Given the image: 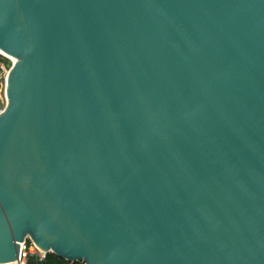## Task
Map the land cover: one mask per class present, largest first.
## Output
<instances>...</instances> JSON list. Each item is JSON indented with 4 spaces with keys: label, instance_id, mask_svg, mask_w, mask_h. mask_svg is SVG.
<instances>
[{
    "label": "water",
    "instance_id": "1",
    "mask_svg": "<svg viewBox=\"0 0 264 264\" xmlns=\"http://www.w3.org/2000/svg\"><path fill=\"white\" fill-rule=\"evenodd\" d=\"M0 264H264V0H0Z\"/></svg>",
    "mask_w": 264,
    "mask_h": 264
},
{
    "label": "built area",
    "instance_id": "2",
    "mask_svg": "<svg viewBox=\"0 0 264 264\" xmlns=\"http://www.w3.org/2000/svg\"><path fill=\"white\" fill-rule=\"evenodd\" d=\"M5 89H6V84L3 86L2 94L0 95V114L4 111L7 105V96ZM46 255L47 253L44 250L35 246L30 240H25L20 243L19 252L16 261L12 263H3V264H27L30 256H34L38 260H44Z\"/></svg>",
    "mask_w": 264,
    "mask_h": 264
},
{
    "label": "rangeland",
    "instance_id": "3",
    "mask_svg": "<svg viewBox=\"0 0 264 264\" xmlns=\"http://www.w3.org/2000/svg\"><path fill=\"white\" fill-rule=\"evenodd\" d=\"M12 66V62L9 58L0 54V95L2 94V88L6 84L5 78L7 73Z\"/></svg>",
    "mask_w": 264,
    "mask_h": 264
},
{
    "label": "trees",
    "instance_id": "4",
    "mask_svg": "<svg viewBox=\"0 0 264 264\" xmlns=\"http://www.w3.org/2000/svg\"><path fill=\"white\" fill-rule=\"evenodd\" d=\"M27 264H70V263H65L59 260L54 255L47 253L44 260H38L36 257L30 256ZM73 264H82V263H73Z\"/></svg>",
    "mask_w": 264,
    "mask_h": 264
},
{
    "label": "bare ground",
    "instance_id": "5",
    "mask_svg": "<svg viewBox=\"0 0 264 264\" xmlns=\"http://www.w3.org/2000/svg\"><path fill=\"white\" fill-rule=\"evenodd\" d=\"M0 54L3 55V56H5V57H7V58H9V59L11 60L12 63H15V62L17 61L16 58H14L13 56H11V55L5 53V52L2 51L1 49H0Z\"/></svg>",
    "mask_w": 264,
    "mask_h": 264
}]
</instances>
